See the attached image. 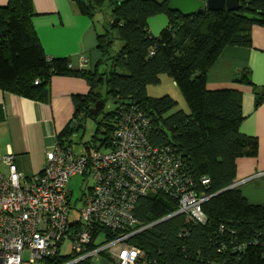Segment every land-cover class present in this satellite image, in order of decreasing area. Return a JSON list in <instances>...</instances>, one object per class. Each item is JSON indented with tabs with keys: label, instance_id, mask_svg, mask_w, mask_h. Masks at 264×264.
Segmentation results:
<instances>
[{
	"label": "trees",
	"instance_id": "obj_1",
	"mask_svg": "<svg viewBox=\"0 0 264 264\" xmlns=\"http://www.w3.org/2000/svg\"><path fill=\"white\" fill-rule=\"evenodd\" d=\"M71 1L91 18L104 5L109 8L110 19L97 34L98 66L104 69L74 70L65 57H47L31 24L32 0H8L0 7V87L47 101L52 76L81 77L89 91L74 96L73 118L58 133L57 141L71 145L69 136L76 123L103 109L90 114L92 99L102 100L104 105V97L110 96L116 108L97 128L99 131L100 125H105V139L93 147L85 144V152L110 149L122 113L136 106L151 119L150 141L180 154L192 173L196 192L207 196L201 204L205 221L187 220L184 214L167 217L176 211L177 201L163 192L140 197L135 207L136 228L150 226L127 240L143 252L138 264H264V203H249L233 186L237 159L255 157L258 141L240 131L244 119L240 92L206 87L207 72L224 47L250 46L252 27L264 26V0H239L237 10L204 7L190 16L170 11L168 0ZM157 14H164L167 24L153 36L148 19ZM113 18H118L115 27ZM114 39L122 42L118 51L112 50ZM243 72L238 80L251 83L249 71ZM161 74L170 76L179 87L189 113L174 110L177 101L169 95H147L146 86L158 84ZM254 92L259 104L264 100V88ZM202 177L209 183L202 185ZM104 231L107 240L118 235ZM66 249L46 264H68L74 255ZM69 264L110 261L101 251L97 258Z\"/></svg>",
	"mask_w": 264,
	"mask_h": 264
},
{
	"label": "built area",
	"instance_id": "obj_2",
	"mask_svg": "<svg viewBox=\"0 0 264 264\" xmlns=\"http://www.w3.org/2000/svg\"><path fill=\"white\" fill-rule=\"evenodd\" d=\"M85 65L83 58L80 66ZM150 124V117L132 106L122 113L110 149L77 153L68 142L56 140L41 170L30 177L18 170L13 154L4 155L0 264H46L66 243L74 255L69 263L104 251L110 264H138L143 252L127 240L150 226L136 228L135 207L152 192L177 201L176 211L167 217L184 214L187 220L204 222L201 204L207 196L196 192L192 173L174 148L150 141ZM78 175L90 177L93 184L72 202L69 182ZM200 181L209 183L207 177ZM104 228L118 235L107 240Z\"/></svg>",
	"mask_w": 264,
	"mask_h": 264
},
{
	"label": "crops",
	"instance_id": "obj_3",
	"mask_svg": "<svg viewBox=\"0 0 264 264\" xmlns=\"http://www.w3.org/2000/svg\"><path fill=\"white\" fill-rule=\"evenodd\" d=\"M8 0H0V7ZM34 15L31 24L49 58L65 57L74 70L94 71L100 60L94 18L79 12L71 0H32ZM102 24L104 25L105 22ZM167 18L157 14L148 19L153 36L166 26ZM104 31V26H103ZM86 65L81 67V60ZM249 71L251 83L238 80ZM206 87L235 89L240 92L244 119L240 131L255 136L258 152L255 157L236 161L234 186L251 204L264 203V100L255 103L254 89L264 88V26L251 29V45L226 46L207 72ZM89 85L76 76L54 75L49 82L47 101L31 99L0 87V170L6 172L1 159L13 154L18 170L30 177L44 165L58 133L72 120L75 95H86Z\"/></svg>",
	"mask_w": 264,
	"mask_h": 264
},
{
	"label": "rangeland",
	"instance_id": "obj_4",
	"mask_svg": "<svg viewBox=\"0 0 264 264\" xmlns=\"http://www.w3.org/2000/svg\"><path fill=\"white\" fill-rule=\"evenodd\" d=\"M164 15V14H161ZM155 16V15H154ZM165 16V15H164ZM152 17V16H151ZM94 19L98 23L100 33L103 32V24L105 21H109L110 19V11L107 5L102 7V10L98 12ZM122 42L119 39H114L112 43V50L118 51L121 48ZM105 66H101L100 69H104ZM147 95L151 97H161L163 95L171 96L175 101H177L176 109H183L185 112L189 113L190 108L188 103L186 102L181 90L179 87L172 81L171 77L167 74L160 75V82L158 84H149L146 86ZM105 94V93H103ZM104 105L101 112H98L93 117L87 116L80 123H82L83 127L76 129L72 135L69 136V141L73 150L77 153H84L86 151L85 144L91 147L99 144L100 140L105 139V125H100V130L97 131L98 124H105L106 119L105 116L109 111H113L116 108V103L113 98L108 96L104 97ZM173 110V111H174ZM79 122L76 123L78 126ZM93 180L90 177L83 178L78 175L72 177L69 182V189L72 190V202L74 200H78L83 192H87L88 188L92 186ZM81 204L80 201L77 202V207ZM74 216H78V213L74 211ZM75 218V217H74ZM69 250V243L67 244ZM66 249V251L68 252ZM65 252V253H67ZM29 258V253L25 251L23 253V261H27ZM210 264H219L216 262H212Z\"/></svg>",
	"mask_w": 264,
	"mask_h": 264
},
{
	"label": "water",
	"instance_id": "obj_5",
	"mask_svg": "<svg viewBox=\"0 0 264 264\" xmlns=\"http://www.w3.org/2000/svg\"><path fill=\"white\" fill-rule=\"evenodd\" d=\"M167 7L172 12H178L183 16H190L194 13H201L204 7L209 10L227 8L237 10L240 7L239 0H168ZM118 23V18H113L111 25L113 27ZM93 104L89 107V113H97L103 106L102 100L92 99ZM82 123L76 126V129L82 128ZM234 186V184H233Z\"/></svg>",
	"mask_w": 264,
	"mask_h": 264
}]
</instances>
